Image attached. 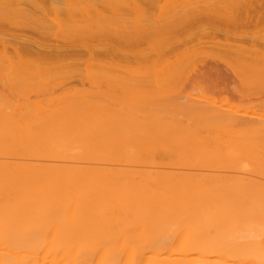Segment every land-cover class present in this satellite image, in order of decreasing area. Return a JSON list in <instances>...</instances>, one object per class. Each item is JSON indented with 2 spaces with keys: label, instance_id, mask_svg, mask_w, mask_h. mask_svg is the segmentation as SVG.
Here are the masks:
<instances>
[{
  "label": "bare ground",
  "instance_id": "6f19581e",
  "mask_svg": "<svg viewBox=\"0 0 264 264\" xmlns=\"http://www.w3.org/2000/svg\"><path fill=\"white\" fill-rule=\"evenodd\" d=\"M261 28L264 0H0V264H264ZM218 39L201 91L242 106L168 91Z\"/></svg>",
  "mask_w": 264,
  "mask_h": 264
},
{
  "label": "rangeland",
  "instance_id": "374dc122",
  "mask_svg": "<svg viewBox=\"0 0 264 264\" xmlns=\"http://www.w3.org/2000/svg\"><path fill=\"white\" fill-rule=\"evenodd\" d=\"M264 29V28H263ZM262 28H261V30L264 32V30H263ZM262 33V32H261ZM217 42L216 43H214L213 45L211 44V43H205V46H201V47H195L194 48V50H193V48L188 52V53H186L185 51V53H183L184 54V56L182 55V57H183V60H184V62L186 61L187 62V64L189 65V62H193V60H194V62H196L199 58H200V60L202 59V57L201 56H203L205 59H207L206 57H208V59L207 60H210V58L214 55V57L215 56H217L218 54L220 55V53H221V51H222V49H223V45H222V43H223V41H222V39H221V41L218 39V40H216ZM209 44L210 45H212V46H209ZM206 46H209L208 47V49L206 48ZM197 48H198V50H200V51H198L197 50ZM200 48V49H199ZM206 48V49H205ZM201 49H203L202 51L203 52H201ZM194 52V53H192V52ZM197 51V52H196ZM191 52V53H190ZM210 52V53H209ZM218 52V53H217ZM220 52V53H219ZM201 53H202V55H201ZM209 53V54H208ZM217 53V54H216ZM185 56H186V58L188 59V61H187V59L185 58ZM200 56V57H199ZM182 57L180 58V59H182ZM190 57H191V59H190ZM193 57H196L197 58V60H195ZM190 60H192V61H190ZM200 60H198L199 61V63H198V61H197V63H198V65H197V63L195 64V63H192V67L190 68V66H189V69H191V71L189 70V72L188 73H190V72H193V73H191V74H188L190 77H191V79L190 80H192V78L194 79V82L193 83H196V82H198L199 84V87H198V85L197 86H192V85H190V84H187L188 86H186V87H184L185 89L183 90V88H180V90L182 89L183 90V93H182V90H181V92H179L180 90H178V92H177V90H175V88L173 87V88H168V91L170 90V92L172 91L173 92V95H175V94H179V97H181V98H183L184 96L186 97V95L187 94H189V96H192V97H201V98H206L207 100H212V102H214V103H216V102H218V104H220L221 102L223 103V102H225V100H227V98H228V96H229V98L232 96L231 94H224V93H222V92H220V93H222V94H220V93H217V94H215L216 96L214 97L213 96V93H214V89H213V93H212V90H211V92H210V89L205 93L204 92V90H205V88L204 87H206V86H208V85H210L211 83H208L207 81H206V79L205 78H203L202 76H201V74H199V72H203V70L205 71L206 69H204L203 68V66L201 65V63H200ZM212 60V59H211ZM186 64V63H185ZM201 65V66H200ZM136 66H138L137 65V63H135V65L133 66V69L136 67ZM141 68H142V66L143 65H139ZM195 66H197V67H195ZM139 68V67H138ZM195 68V69H194ZM136 69H137V67H136ZM193 69H194V71H193ZM193 76V77H192ZM200 78H201V80H200ZM206 81V82H203L204 80ZM0 81L2 82H4V78H3V76H0ZM211 80H209V82H210ZM187 83H189V82H187ZM193 83H191V84H193ZM201 84H205V85H202V86H204L203 87V89H202V91H201V88L200 87H202V86H200ZM234 84V83H233ZM233 84L231 85L232 87H233ZM73 85H77V86H79V87H82V84L81 83H79V82H69V81H67L66 80V78L65 77H57L56 79H53L48 85H40V86H34V87H32V88H26V89H23V90H25V91H29L28 93L30 94V91H31V96L32 95H34L33 96V98L35 97V95L36 94H34V93H36L37 92V89L33 92V89H35V88H43L44 86L45 87H55L56 89V92H58V93H62V92H65V91H67V89H68V87H71V86H73ZM237 88H238V86L239 85H242V84H234ZM0 86H1V83H0ZM90 85H89V83H84V88H87V87H89ZM191 86V87H190ZM211 86H213V84H211ZM234 86V87H235ZM246 85H244V86H241V88L244 90L245 88H247V86L245 87ZM44 87V88H45ZM161 87V86H160ZM210 86H208V87H206V88H209ZM243 87H245V88H243ZM157 88L158 87H156V88H154L153 89V91H152V94H157L158 96H159V94L161 95V96H163V97H160L161 99L162 98H164V96H166L164 93H163V91L161 92V89L163 90L164 88L162 87L161 89L159 88V90H157ZM213 88V87H212ZM231 88V87H230ZM239 88H240V86H239ZM29 89V90H28ZM156 89V90H155ZM176 89H179V88H176ZM187 89H188V91H187ZM248 89V88H247ZM250 89V88H249ZM167 90V89H166ZM165 90V91H166ZM174 90V91H173ZM216 90H218V89H216L215 88V91ZM246 90V89H245ZM164 91V92H165ZM168 91H167V94H169L168 93ZM171 92V93H172ZM186 92V93H185ZM203 92V93H202ZM217 92V91H216ZM33 93V94H32ZM209 93H211L212 95H209ZM224 94V95H223ZM207 95V96H206ZM228 95V96H227ZM211 96H213L212 98H211ZM227 96V97H226ZM236 96V95H235ZM168 97H170V96H168ZM175 97V96H174ZM178 97V98H179ZM187 97H188V95H187ZM224 97H226V99L224 98ZM251 97V99H250V101L252 100V99H257V100H254V101H257L258 102V99L260 98V99H262L261 97H257V95H253V96H250ZM252 97H254V98H252ZM166 98H167V96H166ZM173 98V97H172ZM176 98V97H175ZM216 98H218V101H217V99ZM216 99V100H215ZM234 99H235V101H236V97H234L233 98V96H232V99H230L233 103H235V101H234ZM259 99V102L260 101H262V100H260ZM240 100V99H239ZM239 100L238 101H236V103L238 104V102H239ZM227 101H229V99L227 100ZM231 101H229V102H231ZM263 101H264V97H263ZM245 101H242V100H240V103H239V105L238 106H242V104L244 103ZM229 104V103H228ZM228 104L227 103H225V104H223L224 106H228ZM236 104V105H237ZM245 105V104H244ZM242 108V107H241ZM245 109H242V111L241 112H243Z\"/></svg>",
  "mask_w": 264,
  "mask_h": 264
}]
</instances>
